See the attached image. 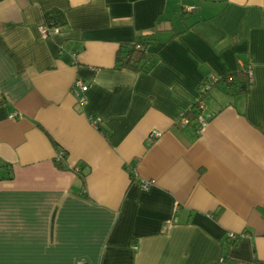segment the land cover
I'll return each instance as SVG.
<instances>
[{
  "label": "crops",
  "instance_id": "0c3cea01",
  "mask_svg": "<svg viewBox=\"0 0 264 264\" xmlns=\"http://www.w3.org/2000/svg\"><path fill=\"white\" fill-rule=\"evenodd\" d=\"M0 95V264H264V0H0Z\"/></svg>",
  "mask_w": 264,
  "mask_h": 264
},
{
  "label": "trees",
  "instance_id": "16d2710c",
  "mask_svg": "<svg viewBox=\"0 0 264 264\" xmlns=\"http://www.w3.org/2000/svg\"><path fill=\"white\" fill-rule=\"evenodd\" d=\"M45 20L60 26L66 23L65 15L59 9H53L48 11L45 14ZM136 42H141L144 46L146 44V40L142 37H139L136 40ZM136 42L128 46V48L126 49L128 51L127 53H120L119 55L120 66H128L135 69H143L148 66L146 60H144L143 62L141 61L142 58H147L146 50L144 48L141 51L137 52L135 47ZM251 75L252 73L250 72L249 67L243 66L235 72L218 77V79L212 83V86L220 82L226 84L227 86H231L235 84L238 87V92H247L252 83ZM197 102L198 100L194 102L193 107L187 112L191 120L197 117L198 114V110L196 108ZM57 165L61 168L65 167L61 161H57ZM78 173L81 176L84 175V171L81 168L78 169ZM236 264H246V263L236 262Z\"/></svg>",
  "mask_w": 264,
  "mask_h": 264
},
{
  "label": "built area",
  "instance_id": "2783aa9c",
  "mask_svg": "<svg viewBox=\"0 0 264 264\" xmlns=\"http://www.w3.org/2000/svg\"><path fill=\"white\" fill-rule=\"evenodd\" d=\"M194 8H195V5L190 4V5H185L183 7V10L184 11H190V10H193ZM60 28H61L60 25L54 24V23L46 21V20L39 25L40 31L45 36H50L51 33L58 31ZM135 47H136L137 52H139L145 48V46L141 42H136ZM250 72H251V70H250ZM217 79L218 78L214 77V76H207L205 79H203V81L201 82V84L199 86L201 97L198 99L197 106H196L197 110H198L197 119H196L197 124H198V129H200L207 122V119L211 116L210 112L204 111V109L206 107V102L204 101L203 96L206 95V93L212 87V83L214 81H216ZM73 89L78 94V93L85 91L87 89V84L84 83L82 80H77L74 83ZM0 99H2L1 95H0ZM79 101L81 103L84 102L85 96L79 95ZM13 115H16V114H13ZM101 120H102L101 116H96L95 118H93V123L95 125H98L101 122ZM190 123H191V119L186 114H182L180 117V120H179V124L181 126H185V125L190 124ZM152 134L153 135H159L160 131L157 129H154L152 131ZM63 154H64L63 151L60 152L57 156V159H60ZM172 222H173V219H168V220H166L165 224L170 225ZM228 236L232 239H235L237 237V234L234 232H229ZM80 263L82 264L83 261L81 260Z\"/></svg>",
  "mask_w": 264,
  "mask_h": 264
},
{
  "label": "bare ground",
  "instance_id": "6f19581e",
  "mask_svg": "<svg viewBox=\"0 0 264 264\" xmlns=\"http://www.w3.org/2000/svg\"><path fill=\"white\" fill-rule=\"evenodd\" d=\"M133 169V168H132ZM134 170V169H133ZM133 174V173H132ZM150 183H152V182H150ZM147 184V183H146ZM165 224V223H164Z\"/></svg>",
  "mask_w": 264,
  "mask_h": 264
}]
</instances>
